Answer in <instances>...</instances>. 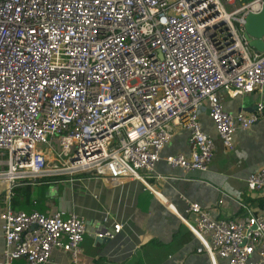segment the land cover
I'll return each mask as SVG.
<instances>
[{
  "label": "built area",
  "instance_id": "2783aa9c",
  "mask_svg": "<svg viewBox=\"0 0 264 264\" xmlns=\"http://www.w3.org/2000/svg\"><path fill=\"white\" fill-rule=\"evenodd\" d=\"M263 6L264 0H0L5 264H51L59 249L70 264H81L87 233L76 214L14 211L18 185L86 174L109 188L145 182L142 172L155 170L181 128L189 132L191 155L166 162L205 172L216 161L215 143L199 121L205 106L224 147L233 150L236 131L256 125L264 104L235 116L219 93H263L264 53L245 38L247 16ZM247 186L264 190V167ZM181 200L198 253L227 264H264V211L217 218ZM123 229L113 222L99 238Z\"/></svg>",
  "mask_w": 264,
  "mask_h": 264
},
{
  "label": "crops",
  "instance_id": "0c3cea01",
  "mask_svg": "<svg viewBox=\"0 0 264 264\" xmlns=\"http://www.w3.org/2000/svg\"><path fill=\"white\" fill-rule=\"evenodd\" d=\"M219 95L225 110L235 116L249 115L259 103L264 104V91L236 98L224 91ZM199 121L216 147V161L205 172H187L166 162L170 156L191 155L189 132L181 128L164 148L155 170L142 172L145 182L109 188L92 174L52 177L47 183L42 179L36 184L18 185L31 186V192L24 191L25 205L32 211H62L85 220L87 233L81 264H227L198 253L199 241L190 230L181 197L212 210L217 218L241 217L250 211L262 213L264 190L250 191L247 179L264 167V116L250 130L236 131L233 150L224 147L209 117L208 106L201 111ZM6 190L7 185L0 182V264H5L2 214L8 206ZM15 194L14 191L12 209L24 212L14 209ZM161 197L172 203L175 210L162 205ZM106 215L112 222H104ZM113 222L122 223L123 231L112 239L99 238L100 233L112 230ZM15 264L27 263L19 259ZM51 264H70V256L56 250Z\"/></svg>",
  "mask_w": 264,
  "mask_h": 264
},
{
  "label": "water",
  "instance_id": "95a60500",
  "mask_svg": "<svg viewBox=\"0 0 264 264\" xmlns=\"http://www.w3.org/2000/svg\"><path fill=\"white\" fill-rule=\"evenodd\" d=\"M264 6L259 14H249L245 24V38L251 47L264 53Z\"/></svg>",
  "mask_w": 264,
  "mask_h": 264
},
{
  "label": "trees",
  "instance_id": "16d2710c",
  "mask_svg": "<svg viewBox=\"0 0 264 264\" xmlns=\"http://www.w3.org/2000/svg\"><path fill=\"white\" fill-rule=\"evenodd\" d=\"M42 181H45L47 183L48 181H51V179L46 178V179H43ZM22 186L23 185L18 186L14 190L16 192L14 200H13L14 209L15 210H24V212L26 211L27 213H31L33 211L28 209V207H26V205H25L26 201L23 198L24 196H26L24 191L31 192V186H27L26 188H23Z\"/></svg>",
  "mask_w": 264,
  "mask_h": 264
},
{
  "label": "rangeland",
  "instance_id": "374dc122",
  "mask_svg": "<svg viewBox=\"0 0 264 264\" xmlns=\"http://www.w3.org/2000/svg\"><path fill=\"white\" fill-rule=\"evenodd\" d=\"M243 2L247 1V0H242Z\"/></svg>",
  "mask_w": 264,
  "mask_h": 264
}]
</instances>
